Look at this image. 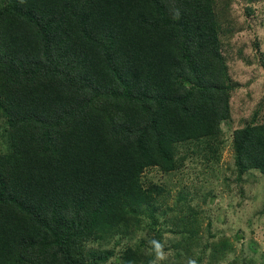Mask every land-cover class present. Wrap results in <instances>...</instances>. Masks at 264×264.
<instances>
[{"label":"trees","instance_id":"trees-1","mask_svg":"<svg viewBox=\"0 0 264 264\" xmlns=\"http://www.w3.org/2000/svg\"><path fill=\"white\" fill-rule=\"evenodd\" d=\"M214 5L0 0V264L154 263L162 191L142 175L179 170L188 145L217 160L230 115ZM232 148L239 177L264 174V123L236 130Z\"/></svg>","mask_w":264,"mask_h":264},{"label":"rangeland","instance_id":"rangeland-1","mask_svg":"<svg viewBox=\"0 0 264 264\" xmlns=\"http://www.w3.org/2000/svg\"><path fill=\"white\" fill-rule=\"evenodd\" d=\"M214 11L220 52L235 85L230 115L220 123L217 160L206 162V151L188 145L182 148L185 160L179 170L151 168L142 175L144 188L156 185L162 191L155 202V229L164 250L153 264H264V174L252 170L239 177L232 148L236 130L264 123V0H215ZM2 128L0 118V150L7 145ZM182 220L192 223L188 246L176 245L182 241ZM143 224H149L146 216ZM143 236L145 231L117 236L104 249L117 253ZM221 241L229 246L216 251Z\"/></svg>","mask_w":264,"mask_h":264}]
</instances>
